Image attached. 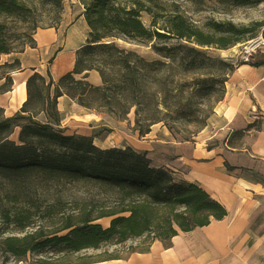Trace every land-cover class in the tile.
I'll use <instances>...</instances> for the list:
<instances>
[{"label":"trees","instance_id":"trees-1","mask_svg":"<svg viewBox=\"0 0 264 264\" xmlns=\"http://www.w3.org/2000/svg\"><path fill=\"white\" fill-rule=\"evenodd\" d=\"M49 1L56 12L62 9V0ZM79 1L88 32L75 52L73 68L57 80L49 71L33 72L26 79V98L19 109L5 116L0 108V264L10 258L22 261L28 254L37 255L39 264L90 262L94 260L87 256L72 261L70 255L133 239H141V246L129 252H145L154 240L167 246L179 232L227 214L198 184L179 178L169 167L153 165L146 152L130 146L100 147L92 136L57 128V98L65 94L116 119H125L133 109L134 130L142 136L153 124L168 123L162 109L169 107L170 71L179 67L188 72L199 65L195 57L204 52L191 43L228 48L249 30L232 22H213L211 34L178 12L158 20L142 0ZM27 7L24 0H0V15H18ZM142 12L150 14L148 24ZM118 39L150 43L157 58L146 59L120 46ZM14 47L0 22V54L18 52ZM219 62L227 66L225 71L199 90L207 98L219 91L217 100L223 98L233 71L232 64ZM19 68L17 58L0 63V93L11 90L12 72ZM90 70L98 72L100 85L87 80ZM212 113L195 116V122L206 125ZM253 127L250 123L236 132L242 135ZM169 129L176 130L172 125Z\"/></svg>","mask_w":264,"mask_h":264},{"label":"crops","instance_id":"crops-1","mask_svg":"<svg viewBox=\"0 0 264 264\" xmlns=\"http://www.w3.org/2000/svg\"><path fill=\"white\" fill-rule=\"evenodd\" d=\"M87 32L80 12L69 22L65 17L56 26L38 28L34 46L0 54V63L15 58L20 62V68L12 72L11 90L0 93L3 114L11 116L19 109L26 98V79L33 72L46 75L49 71L57 80L70 71ZM95 72L87 74L92 84L98 80ZM57 110L58 126L69 134L90 135L86 127L93 128L90 123L99 115L65 94L57 98ZM38 117L45 120L44 114ZM250 123L254 127L243 133L241 146L229 145L231 134ZM206 128L202 136L187 141L151 126L138 151L146 152L153 165L169 167L179 178L208 192L227 210L222 219L179 232L167 246L154 240L145 252L68 264H264V63L243 64L232 72Z\"/></svg>","mask_w":264,"mask_h":264},{"label":"rangeland","instance_id":"rangeland-1","mask_svg":"<svg viewBox=\"0 0 264 264\" xmlns=\"http://www.w3.org/2000/svg\"><path fill=\"white\" fill-rule=\"evenodd\" d=\"M24 1L28 6V9L24 13L18 15H0V22L6 25L9 40L13 42L15 51L32 47L31 45L34 46V33L38 28L50 25L55 26L65 17L67 22H69L76 18L80 12H83V5L79 0H62V9L58 12L55 11L49 0ZM142 2L146 6L151 7L152 13L156 14L158 20H161L168 14L178 12L203 31L211 34H214V29L210 26V23L213 22L223 24L232 22L237 26H244L246 30H249L243 33L238 42L228 48H218L216 45L199 46L191 43V45L204 52L202 55L195 57V61L199 65L188 72L181 71V68L178 67L169 73V93L166 99L169 107L162 109V114L163 112H167L166 117H164L168 123L161 121L152 126L153 128L159 126V128L163 127L167 129L169 134L176 140H184L181 134L187 136L190 140L198 136L200 137L208 131V128H206L207 124L202 126L195 122V116L201 117L208 111H213L220 100H217L219 91H211V95L207 98L201 95L199 90L212 83L219 73L225 71L227 66H224L219 60L232 64L233 71L243 64L254 65L264 63V46L252 52L247 61L242 59L243 44L247 40L258 35L264 38V0H142ZM150 18V14L146 12L141 13V19L145 24L149 23ZM117 42L120 46L137 51L146 59L157 58V54L152 51L150 43L130 42L124 39H118ZM208 58L212 61H208ZM201 59H204L205 63ZM93 74L98 76V80L96 79L97 83L93 85H100L101 80L98 73L95 72ZM216 87L217 84L214 85L215 89H217ZM182 106L183 109L176 113L175 110L182 108ZM144 115L147 116L148 113ZM90 125L93 128L86 127L87 130L91 131L89 136H92L94 143L100 147H110L111 145L120 147L130 146L135 150H139L140 142L144 141L146 137V134L141 136L137 130H134L133 109L125 119H116L105 113H99L98 118L92 120ZM170 125L175 126L176 130H170ZM56 127L61 128L59 126ZM17 132L15 130L10 138L16 139ZM242 135L238 132L232 133L228 144L237 148L240 147ZM100 222L107 225L108 219H102ZM140 240H127L121 244L106 243L100 248H90L70 255V259L76 261L81 256H87L90 260L108 258L111 255L124 257L132 246L138 248L141 246ZM36 258L37 255L28 254L22 261L35 262ZM17 262L19 261L10 258L6 264H15Z\"/></svg>","mask_w":264,"mask_h":264},{"label":"built area","instance_id":"built-area-1","mask_svg":"<svg viewBox=\"0 0 264 264\" xmlns=\"http://www.w3.org/2000/svg\"><path fill=\"white\" fill-rule=\"evenodd\" d=\"M264 46V38L261 35L255 36L249 40H247L243 44V51H242V59L247 61L251 56L252 52L256 49Z\"/></svg>","mask_w":264,"mask_h":264}]
</instances>
